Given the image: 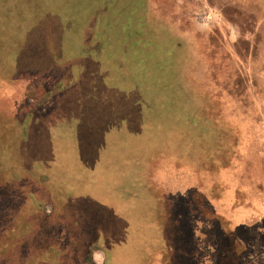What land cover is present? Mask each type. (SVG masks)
I'll list each match as a JSON object with an SVG mask.
<instances>
[{
	"label": "rangeland",
	"instance_id": "rangeland-1",
	"mask_svg": "<svg viewBox=\"0 0 264 264\" xmlns=\"http://www.w3.org/2000/svg\"><path fill=\"white\" fill-rule=\"evenodd\" d=\"M0 40L4 231L38 194L36 248L264 264V230L224 216L262 218L264 0H0Z\"/></svg>",
	"mask_w": 264,
	"mask_h": 264
},
{
	"label": "trees",
	"instance_id": "trees-1",
	"mask_svg": "<svg viewBox=\"0 0 264 264\" xmlns=\"http://www.w3.org/2000/svg\"><path fill=\"white\" fill-rule=\"evenodd\" d=\"M9 8L10 9H4L2 11V14L7 15L8 18L12 16L13 11L16 10V9L12 10V6H9ZM18 14L21 17L25 18L23 14L21 13H18ZM25 20L26 18L22 22L24 23ZM6 34L12 37L14 33H13V30L11 29L8 30L6 28ZM12 38H16L17 40V36L12 37ZM9 45L10 44L8 43V47ZM6 50H7V47H6ZM4 51H5V47L0 40V57L3 56ZM2 62L6 63V59L5 61H2ZM62 84H67V82L58 81V83L55 85L54 90L52 92L51 91L46 92L45 100L49 99L53 94L60 92L62 90L61 89L63 86ZM44 182H47V181L45 180ZM38 196H39L38 194L31 195V199L33 200L37 199L38 202L36 205L38 207L39 213H37L38 211L36 212L35 210L34 211L31 210V214L29 215L28 206L27 204H24L20 207L19 210L14 209V212L16 213V215L14 216V219L10 221L11 223L8 224V226L5 228V231L1 228L4 226L0 225V234H1L0 235V259H3L2 264H68L69 263V259L67 258H69L70 255L67 254L68 251L65 248L67 242L62 244L61 242L57 241L56 238L54 237L52 238L51 236H50L51 238L45 237V236L42 237V240L46 242L42 246H39L38 248H36V244L32 242V239L38 237V235L40 234L39 224L41 222L46 225L50 222L54 223L55 217H57V215L55 214L54 218L53 217L48 218L46 215L43 214L42 208L46 201L39 199ZM15 217H17L16 220H15ZM36 217H40V218H38L36 221ZM20 220L25 222L24 225ZM29 226H31V228ZM2 232H5V233L2 234ZM58 238H60V236ZM6 249H9V254L12 252V255H7L6 257H4V251ZM36 253L40 254L39 255L40 257H38L39 259H36L35 257ZM8 256L10 257V259H8ZM51 257L53 259H50ZM16 259H18V263H16Z\"/></svg>",
	"mask_w": 264,
	"mask_h": 264
},
{
	"label": "crops",
	"instance_id": "crops-1",
	"mask_svg": "<svg viewBox=\"0 0 264 264\" xmlns=\"http://www.w3.org/2000/svg\"><path fill=\"white\" fill-rule=\"evenodd\" d=\"M63 129V128H62ZM78 132V130H77ZM63 134V133H62ZM97 212V211H96ZM66 214V213H65ZM259 212H243L239 213L236 209L235 210H230L227 213H224V216L228 218L230 217L229 220V225H230V231H234L238 228H246V229H253L257 228L256 230H262L259 225V220H264V206H263V212H261L262 218H259ZM93 216V215H92ZM255 217V218H254ZM259 226V227H258ZM228 231V229H225ZM224 230V231H225ZM69 246H65L67 249H75V252L72 254L69 253V263L68 264H105L107 262V259L105 257V253L100 250L99 248L91 250L89 255H85L83 257L79 256L77 253V248L72 246L71 239L69 240ZM239 246V245H238ZM3 259H0V264H2ZM16 263H18V259H16Z\"/></svg>",
	"mask_w": 264,
	"mask_h": 264
},
{
	"label": "flooded vegetation",
	"instance_id": "flooded-vegetation-1",
	"mask_svg": "<svg viewBox=\"0 0 264 264\" xmlns=\"http://www.w3.org/2000/svg\"><path fill=\"white\" fill-rule=\"evenodd\" d=\"M263 221H264V220H263ZM263 221H262V222H263ZM260 222H261V221H260ZM263 223H264V222H263ZM263 223H262V224H263ZM262 226H263V225H262ZM258 227H259V226H258ZM256 229H257V228H256ZM262 230H264V229H262ZM236 248H240V246H236ZM237 251H238V249H236V253H237Z\"/></svg>",
	"mask_w": 264,
	"mask_h": 264
}]
</instances>
